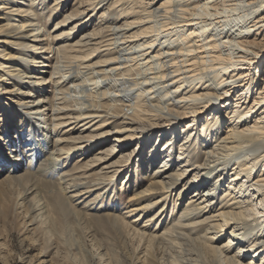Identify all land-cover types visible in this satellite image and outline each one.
<instances>
[{"label": "bare ground", "instance_id": "bare-ground-1", "mask_svg": "<svg viewBox=\"0 0 264 264\" xmlns=\"http://www.w3.org/2000/svg\"><path fill=\"white\" fill-rule=\"evenodd\" d=\"M68 1L0 0V186L47 183L64 213L130 190L107 216L140 240L264 264V0Z\"/></svg>", "mask_w": 264, "mask_h": 264}, {"label": "rangeland", "instance_id": "rangeland-1", "mask_svg": "<svg viewBox=\"0 0 264 264\" xmlns=\"http://www.w3.org/2000/svg\"><path fill=\"white\" fill-rule=\"evenodd\" d=\"M70 2L71 0L68 1V3ZM93 19L95 21V16ZM52 25L53 22L51 20L46 27L50 28ZM81 31L76 35L80 34ZM49 61L51 60L49 59ZM16 88H18V85H16ZM16 119L18 123L19 115L16 116ZM2 133L1 135L4 137ZM10 135H16L15 129L10 130ZM18 137H21V131L16 135V138ZM35 140V138L29 137L27 143H29L32 152L37 153L39 149L35 144ZM13 143L16 144V142ZM18 156L23 162L25 161V158L20 154ZM73 163V159L70 160L67 168H71ZM25 169L27 167L24 164L22 169L19 170L20 172L29 173ZM140 171L138 170L136 173L137 178H135V172L132 174V180H139V182L142 180V183L138 187L136 185L135 188L152 185L155 179L151 175L145 176L143 170ZM33 175L35 179H40V181L49 179L46 176H40L41 174L37 176L38 173L35 170ZM122 181L123 179L120 177L116 182V191L119 194H121L119 187H121ZM8 184L4 183L0 186V264L188 263H185L187 260L183 257V253H176L166 247H161L159 250L155 243L148 244L140 240L132 234L131 230L123 226L119 220H114L107 216H124L122 214L123 210L142 204L143 200L135 201V199L128 197L129 193L133 191L128 190L122 194L123 199L121 198L122 195H119V204H114L113 209L108 208L114 202L110 194L111 192H108L104 196L100 195L99 198L101 199L98 198L94 203L96 208L98 205L99 207L101 205V209H88V206L83 208L84 201L80 204H74L68 201L70 207L64 213L60 212L58 206H56L57 204L52 196L54 194L52 192L53 189L49 184L46 183V185H43V183H37L34 186L33 193L24 199L25 202L27 201L26 203L24 200L22 203H19L18 194H22V189L15 185L8 186ZM131 188L133 189L134 186ZM95 193L85 201L88 199L92 200ZM153 197L156 198L157 196H152V200ZM31 198H34L32 199L33 201ZM37 203H42L41 206H44L42 214L39 216L35 215L39 211H32V208ZM138 212L134 211L133 213L135 214L130 217H123V219L131 221L141 214L140 219L134 224L135 228L140 229V226L145 223L146 219L154 212V209L142 213ZM151 225L153 226V224L149 226ZM226 236L227 234L224 235L223 239ZM223 239L220 243L223 242ZM181 258L184 259V262ZM194 258L196 257L194 256ZM197 259L196 263L198 264H211L206 259Z\"/></svg>", "mask_w": 264, "mask_h": 264}]
</instances>
